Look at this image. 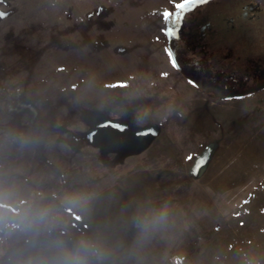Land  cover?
<instances>
[{
    "label": "rangeland",
    "instance_id": "374dc122",
    "mask_svg": "<svg viewBox=\"0 0 264 264\" xmlns=\"http://www.w3.org/2000/svg\"><path fill=\"white\" fill-rule=\"evenodd\" d=\"M180 2L0 0V264H264V88L178 70Z\"/></svg>",
    "mask_w": 264,
    "mask_h": 264
},
{
    "label": "flooded vegetation",
    "instance_id": "af4514ba",
    "mask_svg": "<svg viewBox=\"0 0 264 264\" xmlns=\"http://www.w3.org/2000/svg\"><path fill=\"white\" fill-rule=\"evenodd\" d=\"M165 30L175 66L199 90L234 99L264 88V0L192 3Z\"/></svg>",
    "mask_w": 264,
    "mask_h": 264
},
{
    "label": "snow or ice",
    "instance_id": "6c2138e0",
    "mask_svg": "<svg viewBox=\"0 0 264 264\" xmlns=\"http://www.w3.org/2000/svg\"><path fill=\"white\" fill-rule=\"evenodd\" d=\"M207 2V0H182V2H180V3H176L175 5H174V7H175V9H177V10H183V9H185L186 8V6H189V5H191L192 3H206ZM173 13L172 12H170V11H165L164 13H163V17L165 18V20H169L171 17H173ZM175 23V21L173 20V24ZM167 32L168 33H172L173 32V28H168L167 29ZM169 56L171 57L172 56V53L171 52H169ZM173 62V64L175 65V63H176V61L175 60H173L172 61ZM206 162V160H205V158H200L199 160H198V162H197V165H196V167L197 168H199V167H202L203 165H204V163ZM248 201H244V203H247ZM237 215H238V213H237Z\"/></svg>",
    "mask_w": 264,
    "mask_h": 264
},
{
    "label": "trees",
    "instance_id": "16d2710c",
    "mask_svg": "<svg viewBox=\"0 0 264 264\" xmlns=\"http://www.w3.org/2000/svg\"><path fill=\"white\" fill-rule=\"evenodd\" d=\"M146 135H147V134H146ZM146 135H145V136H146ZM149 136H150V134H149ZM147 140H148V139H147ZM66 264H69V263H66ZM88 264H91V263H88Z\"/></svg>",
    "mask_w": 264,
    "mask_h": 264
}]
</instances>
